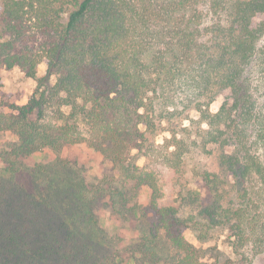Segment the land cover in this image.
Returning a JSON list of instances; mask_svg holds the SVG:
<instances>
[{"label": "trees", "instance_id": "1", "mask_svg": "<svg viewBox=\"0 0 264 264\" xmlns=\"http://www.w3.org/2000/svg\"><path fill=\"white\" fill-rule=\"evenodd\" d=\"M41 61L45 74L37 76ZM0 66L18 67L36 83L25 104L9 105L15 113L0 114L17 138L4 152L7 172L45 147L59 153L85 143L123 177L150 188L151 229L156 237L164 232L174 264H210L182 234L200 220L180 217L178 206L163 200V175L148 166L159 163L178 181L190 145L185 134L195 127L203 147L228 148L219 165L232 188L222 207L217 175L202 173L216 191L199 210L201 220L228 225L234 247H263L264 0H0ZM222 91L218 110L210 111ZM175 118L191 125L180 136L163 125ZM160 130L171 136L158 144ZM140 156L148 161L142 166ZM59 168L64 190L90 202L81 179ZM91 216L85 208L82 222Z\"/></svg>", "mask_w": 264, "mask_h": 264}, {"label": "rangeland", "instance_id": "2", "mask_svg": "<svg viewBox=\"0 0 264 264\" xmlns=\"http://www.w3.org/2000/svg\"><path fill=\"white\" fill-rule=\"evenodd\" d=\"M45 70L46 64L41 61L37 65V76H43ZM50 81L53 82L54 77ZM35 84L32 78L20 73L18 67L0 66V114L15 113L9 105L25 104ZM226 94V91L218 93L209 110L217 111ZM188 116L196 119L193 110ZM163 125L174 129L178 136L184 134L183 126H191L188 120L178 118ZM3 126L0 116V264H102L108 261L111 264H174L171 258L175 251L164 232L156 237L151 229L153 216L148 208L151 191L147 185H136L123 177L103 152L85 143L64 146L59 153L48 147L37 150L19 159L15 164L17 171L11 174L5 170L4 152L17 138ZM170 136L169 131L160 130L154 140L161 144ZM185 137L190 145L178 181H172L171 173L159 163L148 162L140 156L136 164L142 166L148 162L149 168L159 175L161 172L163 200L176 204L180 217L194 216L200 220L197 230L183 227L182 234L200 249L204 260L210 264H264V245L259 251L251 249L250 241L234 247V236L228 225H208L198 214L203 205L211 203L216 191L206 185L203 172L218 177L216 184L223 191H219L217 204L227 207L232 201L231 183L219 165L221 152L228 148L217 144L203 147L195 127H191ZM60 164L68 166L77 180L81 179L79 182L85 185L90 202L84 205L75 198L74 189L64 190ZM194 193H199L201 205L193 201ZM83 208L92 215L88 223L82 222ZM18 217L22 220L11 222ZM259 218L264 222L263 214ZM140 251L146 256L142 257Z\"/></svg>", "mask_w": 264, "mask_h": 264}, {"label": "crops", "instance_id": "3", "mask_svg": "<svg viewBox=\"0 0 264 264\" xmlns=\"http://www.w3.org/2000/svg\"><path fill=\"white\" fill-rule=\"evenodd\" d=\"M20 73H23V72L20 70Z\"/></svg>", "mask_w": 264, "mask_h": 264}]
</instances>
